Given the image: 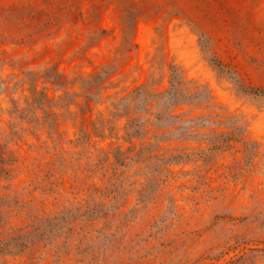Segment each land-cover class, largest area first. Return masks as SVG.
<instances>
[{"label": "rangeland", "instance_id": "374dc122", "mask_svg": "<svg viewBox=\"0 0 264 264\" xmlns=\"http://www.w3.org/2000/svg\"><path fill=\"white\" fill-rule=\"evenodd\" d=\"M0 264H264V0H0Z\"/></svg>", "mask_w": 264, "mask_h": 264}]
</instances>
